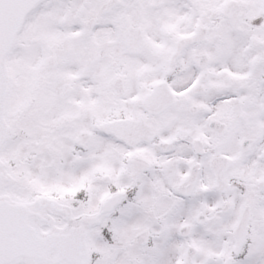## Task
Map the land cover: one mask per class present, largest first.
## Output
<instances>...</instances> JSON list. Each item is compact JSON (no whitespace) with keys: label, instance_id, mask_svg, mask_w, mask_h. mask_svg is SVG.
I'll use <instances>...</instances> for the list:
<instances>
[{"label":"snow or ice","instance_id":"1","mask_svg":"<svg viewBox=\"0 0 264 264\" xmlns=\"http://www.w3.org/2000/svg\"><path fill=\"white\" fill-rule=\"evenodd\" d=\"M0 264H264V0H0Z\"/></svg>","mask_w":264,"mask_h":264}]
</instances>
